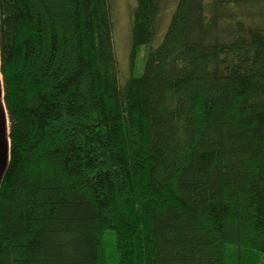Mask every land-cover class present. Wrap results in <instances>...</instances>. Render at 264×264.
I'll return each mask as SVG.
<instances>
[{
	"label": "trees",
	"instance_id": "trees-1",
	"mask_svg": "<svg viewBox=\"0 0 264 264\" xmlns=\"http://www.w3.org/2000/svg\"><path fill=\"white\" fill-rule=\"evenodd\" d=\"M135 1L122 79L112 0H0V264H264V0Z\"/></svg>",
	"mask_w": 264,
	"mask_h": 264
},
{
	"label": "rangeland",
	"instance_id": "rangeland-1",
	"mask_svg": "<svg viewBox=\"0 0 264 264\" xmlns=\"http://www.w3.org/2000/svg\"><path fill=\"white\" fill-rule=\"evenodd\" d=\"M260 3L261 5H258L259 9L257 10V12H264V2ZM135 5V0H112V18L114 22V42L116 48L115 51L122 79L128 77L130 69L132 68L131 22ZM169 10L170 5H168L162 19V31L169 21ZM261 13H259L258 15H260ZM145 53L146 49L143 48L135 62L136 67H139L141 65V62L145 58Z\"/></svg>",
	"mask_w": 264,
	"mask_h": 264
},
{
	"label": "water",
	"instance_id": "water-1",
	"mask_svg": "<svg viewBox=\"0 0 264 264\" xmlns=\"http://www.w3.org/2000/svg\"><path fill=\"white\" fill-rule=\"evenodd\" d=\"M5 91L3 76L1 74L0 52V187L9 168L11 158L10 124L5 105Z\"/></svg>",
	"mask_w": 264,
	"mask_h": 264
}]
</instances>
